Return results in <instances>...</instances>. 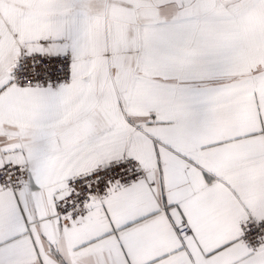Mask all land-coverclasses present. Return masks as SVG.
Segmentation results:
<instances>
[{
    "label": "snow or ice",
    "instance_id": "obj_1",
    "mask_svg": "<svg viewBox=\"0 0 264 264\" xmlns=\"http://www.w3.org/2000/svg\"><path fill=\"white\" fill-rule=\"evenodd\" d=\"M0 264H264V0H0Z\"/></svg>",
    "mask_w": 264,
    "mask_h": 264
}]
</instances>
